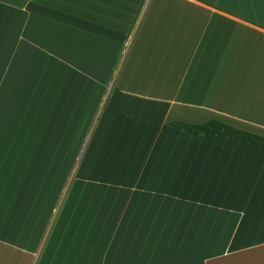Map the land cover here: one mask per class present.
Listing matches in <instances>:
<instances>
[{"label": "crops", "instance_id": "1", "mask_svg": "<svg viewBox=\"0 0 264 264\" xmlns=\"http://www.w3.org/2000/svg\"><path fill=\"white\" fill-rule=\"evenodd\" d=\"M52 41L122 61L87 180L16 129ZM208 120L264 137V0H0V264H264V147L169 125Z\"/></svg>", "mask_w": 264, "mask_h": 264}, {"label": "rangeland", "instance_id": "2", "mask_svg": "<svg viewBox=\"0 0 264 264\" xmlns=\"http://www.w3.org/2000/svg\"><path fill=\"white\" fill-rule=\"evenodd\" d=\"M46 40L43 39L44 42ZM52 42L51 46L46 43L28 46L26 52L31 50L30 58L24 57V45H16L17 59L11 62L14 70L13 67L10 70V73H15L11 75L10 82L16 87L25 85L31 90L26 93L27 100L31 99L30 107H17L15 110L16 129L19 133L25 131L32 135L34 140L29 141L32 143L31 150L46 147L50 151L55 149L61 152L65 181L73 179L78 161L80 179L87 180L88 160L91 157L89 149L94 147L98 120L103 117L107 104L121 102L119 97L114 99L112 91L122 61L114 66L111 76H106L104 66L100 65L102 60L97 59L95 65L88 60L86 46L82 45L84 42L71 46L61 45L59 41ZM57 53L63 59H59ZM22 97L23 94L17 92L16 99ZM107 109L112 116L121 115L124 111L119 108ZM100 160L104 165V159Z\"/></svg>", "mask_w": 264, "mask_h": 264}, {"label": "trees", "instance_id": "3", "mask_svg": "<svg viewBox=\"0 0 264 264\" xmlns=\"http://www.w3.org/2000/svg\"><path fill=\"white\" fill-rule=\"evenodd\" d=\"M169 125L175 126L185 134H189V135H201L204 133H213L264 147L263 136H259L241 129H237L235 127L223 124L216 120H208L201 124H191L181 121H172L169 122Z\"/></svg>", "mask_w": 264, "mask_h": 264}]
</instances>
